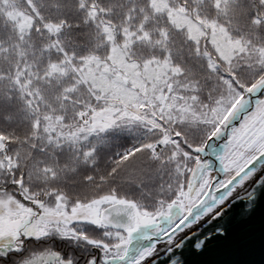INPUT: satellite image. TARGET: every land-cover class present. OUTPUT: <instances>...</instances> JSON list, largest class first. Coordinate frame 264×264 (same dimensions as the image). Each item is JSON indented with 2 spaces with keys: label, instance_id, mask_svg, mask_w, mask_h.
I'll return each instance as SVG.
<instances>
[{
  "label": "snow or ice",
  "instance_id": "obj_1",
  "mask_svg": "<svg viewBox=\"0 0 264 264\" xmlns=\"http://www.w3.org/2000/svg\"><path fill=\"white\" fill-rule=\"evenodd\" d=\"M261 207L264 0H0V264H192Z\"/></svg>",
  "mask_w": 264,
  "mask_h": 264
},
{
  "label": "water",
  "instance_id": "obj_2",
  "mask_svg": "<svg viewBox=\"0 0 264 264\" xmlns=\"http://www.w3.org/2000/svg\"><path fill=\"white\" fill-rule=\"evenodd\" d=\"M237 247L232 250L216 249L196 258L192 264H261V246L264 245V207L258 208L250 220L237 221Z\"/></svg>",
  "mask_w": 264,
  "mask_h": 264
}]
</instances>
